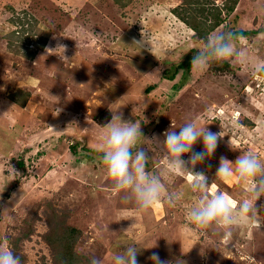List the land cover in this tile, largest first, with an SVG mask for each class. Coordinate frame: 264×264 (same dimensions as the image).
<instances>
[{"label": "rangeland", "instance_id": "1", "mask_svg": "<svg viewBox=\"0 0 264 264\" xmlns=\"http://www.w3.org/2000/svg\"><path fill=\"white\" fill-rule=\"evenodd\" d=\"M217 12L222 22L207 39L227 26L262 29L233 38L248 62L214 61L203 73L191 63L169 79L167 70L206 45L182 17L206 25ZM143 37L141 48L134 42ZM58 44L68 61L58 56L62 49L46 54ZM263 64L264 0H0V206L7 208L0 249L11 248L22 264H65L61 250L77 264L92 257L112 264L131 245L142 248L139 264H152L154 252L186 264H248L249 256L264 264V221L203 237L192 230L194 177L171 172L152 141H143L148 169L161 176L163 197L183 194L175 208L162 198L141 213L113 191L100 158L101 126L117 111L141 123L147 139L162 140L172 126L194 119L222 137L196 171L208 177L210 196L222 192L236 209L248 188L235 172H216L221 157L235 161L248 152L264 161Z\"/></svg>", "mask_w": 264, "mask_h": 264}, {"label": "clouds", "instance_id": "2", "mask_svg": "<svg viewBox=\"0 0 264 264\" xmlns=\"http://www.w3.org/2000/svg\"><path fill=\"white\" fill-rule=\"evenodd\" d=\"M134 43L141 48L147 44L144 37ZM65 48L66 46L58 44L55 48H47L46 54L51 55L57 49H62L58 56L62 61H68L64 55ZM230 58H236L242 64L248 62L246 50L237 48L233 36L221 31L213 33L207 39L205 47L193 57L191 63L197 73H203L209 69L212 62ZM259 70L264 71V67ZM56 111L60 113L62 108L56 107ZM101 128L106 131L101 132L100 158L114 182L113 191L123 193L125 199L133 200L141 213L148 212L162 198L166 199L169 208H175L183 195L173 191L163 197L161 176L148 169L150 152L143 145L146 140L152 141L154 148L164 153L171 172L191 173L194 177L190 190L198 195V201L189 212L193 231L203 237L209 236L216 229L230 231L237 223L264 221V215H261L264 205L257 206V201L264 198V161L256 155L245 152L235 161L226 157L220 158L216 177H227L235 172L240 185L248 188L247 198L241 200L236 209L230 206L222 192L210 196L208 177L204 172L196 171L198 166L203 165L216 152L222 138L220 133L212 132L206 126L198 127L197 122L190 119L180 127L172 126L165 131L162 140L147 139L142 132L141 123L137 120H124L118 111L113 113L112 120ZM197 143L203 144L201 151H194ZM185 156L188 158L184 159ZM5 209L7 208L0 206V213ZM141 249L136 245L128 246L123 252L114 255L112 264H139L137 255ZM149 259L152 264H186V261L179 257L162 260L155 252ZM0 264H22V261L11 248H7L0 249ZM89 264H101V261L92 257ZM248 264H256L254 256L248 257Z\"/></svg>", "mask_w": 264, "mask_h": 264}, {"label": "trees", "instance_id": "3", "mask_svg": "<svg viewBox=\"0 0 264 264\" xmlns=\"http://www.w3.org/2000/svg\"><path fill=\"white\" fill-rule=\"evenodd\" d=\"M236 3V0H234V4ZM226 9L228 11H233L234 9V6H226ZM201 12L202 14L204 13L203 9H201ZM183 21L187 23V25L189 27H191V29L194 31V36L195 37H198L199 39H203L205 40V43L207 41V38H206V33L209 31V30H213L215 29L221 22H222V18H221V14L220 12H217L216 14H214L213 16V19L211 21H207L206 20V25L205 23H203L202 21H199L197 22L194 18L191 20H189L187 17L184 18L182 17ZM204 24L205 26L202 27L201 25ZM262 29H256V30H251V31H246V30H243V29H240L238 27H235V26H227L226 29H225V32H228L230 33L233 38H235L236 36H244L248 33H259V32H262L260 31ZM193 52V53H192ZM198 53V51L194 52V49L191 51V53H187L185 55V57L183 58V61L179 64L176 65V69H174V71L172 72H168V70L164 73L166 76H168L169 79H172L175 74H176V70H178V68H182L185 70H188L190 67H191V62H192V59L193 57ZM227 63L224 62L223 65H221V70H224V67H227ZM261 67H264V64L261 66ZM259 73L264 76V71H260L259 70ZM149 89L151 88V86L148 87ZM147 88V89H148ZM177 88V87H176ZM71 252L69 250H61L59 253H58V258L60 259V261H65V264H77V259H72V257L70 256Z\"/></svg>", "mask_w": 264, "mask_h": 264}]
</instances>
